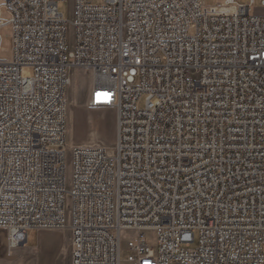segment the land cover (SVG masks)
Masks as SVG:
<instances>
[{
    "label": "built area",
    "instance_id": "1",
    "mask_svg": "<svg viewBox=\"0 0 264 264\" xmlns=\"http://www.w3.org/2000/svg\"><path fill=\"white\" fill-rule=\"evenodd\" d=\"M61 1L0 0V29L13 28L0 58L9 247L68 228L71 264H123L134 231L127 264H264V0H75L72 22ZM71 68L92 75L89 107L114 109L117 135L112 153L72 149L67 189Z\"/></svg>",
    "mask_w": 264,
    "mask_h": 264
},
{
    "label": "rangeland",
    "instance_id": "2",
    "mask_svg": "<svg viewBox=\"0 0 264 264\" xmlns=\"http://www.w3.org/2000/svg\"><path fill=\"white\" fill-rule=\"evenodd\" d=\"M95 4H101L104 0H90ZM224 0H204L205 5H217ZM238 4L251 6L254 9L261 8L263 0H235ZM75 0L61 1L58 5L64 18L72 22ZM264 11V10H262ZM10 14L5 8L0 11V19L4 22L10 19ZM3 37L0 58L12 59L13 56V28L6 25L0 29ZM68 40L73 42L74 28L68 23ZM24 77H32L34 69L24 67ZM71 83L67 86V140L65 176L66 186L69 189L72 178V154L76 146L99 145L109 152L114 150L117 135V114L114 109H93L85 102V97L93 85L92 75L84 69L71 68L68 71ZM144 107V99L140 103ZM68 216V215H67ZM122 262L126 263L128 239L134 238L136 232H122ZM149 244L158 247V236L154 230H148ZM0 264H71V233L68 228L57 230H36L28 232V242L18 248H10L8 232L0 228Z\"/></svg>",
    "mask_w": 264,
    "mask_h": 264
},
{
    "label": "crops",
    "instance_id": "3",
    "mask_svg": "<svg viewBox=\"0 0 264 264\" xmlns=\"http://www.w3.org/2000/svg\"><path fill=\"white\" fill-rule=\"evenodd\" d=\"M89 99H90V92L87 93L86 97H85V102L88 104L89 103Z\"/></svg>",
    "mask_w": 264,
    "mask_h": 264
},
{
    "label": "bare ground",
    "instance_id": "4",
    "mask_svg": "<svg viewBox=\"0 0 264 264\" xmlns=\"http://www.w3.org/2000/svg\"><path fill=\"white\" fill-rule=\"evenodd\" d=\"M113 152V150L112 151H110V153H112Z\"/></svg>",
    "mask_w": 264,
    "mask_h": 264
}]
</instances>
